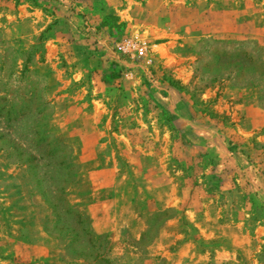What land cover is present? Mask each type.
Listing matches in <instances>:
<instances>
[{
    "label": "rangeland",
    "instance_id": "374dc122",
    "mask_svg": "<svg viewBox=\"0 0 264 264\" xmlns=\"http://www.w3.org/2000/svg\"><path fill=\"white\" fill-rule=\"evenodd\" d=\"M0 264H264V0H0Z\"/></svg>",
    "mask_w": 264,
    "mask_h": 264
},
{
    "label": "trees",
    "instance_id": "16d2710c",
    "mask_svg": "<svg viewBox=\"0 0 264 264\" xmlns=\"http://www.w3.org/2000/svg\"><path fill=\"white\" fill-rule=\"evenodd\" d=\"M2 99V98H1ZM10 105H12V104H10ZM9 105V106H10ZM3 111H1V113H3L4 112V114H6V115H8V116H10L13 112H14V109H6V107L4 108H1Z\"/></svg>",
    "mask_w": 264,
    "mask_h": 264
}]
</instances>
